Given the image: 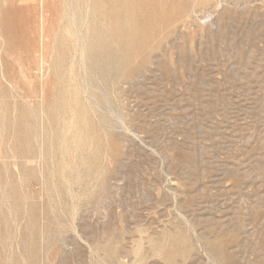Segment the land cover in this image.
<instances>
[{
    "label": "rangeland",
    "instance_id": "rangeland-1",
    "mask_svg": "<svg viewBox=\"0 0 264 264\" xmlns=\"http://www.w3.org/2000/svg\"><path fill=\"white\" fill-rule=\"evenodd\" d=\"M78 1L118 44L89 148L57 118L70 0H0V264H264V0Z\"/></svg>",
    "mask_w": 264,
    "mask_h": 264
},
{
    "label": "bare ground",
    "instance_id": "bare-ground-1",
    "mask_svg": "<svg viewBox=\"0 0 264 264\" xmlns=\"http://www.w3.org/2000/svg\"><path fill=\"white\" fill-rule=\"evenodd\" d=\"M86 1L87 10L92 9L95 17L98 16L95 2L91 0ZM119 1L120 0H116V2ZM190 1L192 2V4L196 2V0ZM78 2V0H70V3H66L68 7V27L63 30V33H61L60 35L61 52L59 53L60 59H58L57 63L63 64L64 61H66L63 58V51L67 53L69 57L72 56V53L75 52L76 57L74 58L78 60V64L83 69L84 74L81 77L80 74L77 75L75 73L74 58L71 59L69 65L66 66L68 71L67 78H63L62 80H60V84L62 86L61 89L62 91H65L67 95L60 100L61 103L59 105V109L57 108V118L60 119L64 125L68 126L70 131H72L74 141H80L76 147L89 148L92 146V144L89 141L90 138L88 130L85 131L82 128L81 124L77 122V119L80 118L83 123L87 124V115L85 114V109H87V107H90L94 112V108H100V101L98 100L95 93L91 91V87L93 86L92 80L94 77H98V70L100 69L101 60L103 56H105L104 52H106L113 46L117 47L118 44L115 39L114 33L111 31V29L105 26L106 21L104 19H94L92 22L87 21L88 13L83 14L82 12H79L77 10V7L79 5ZM212 14V12H208L205 16L202 17L200 23L202 25L212 24ZM119 28L120 26L117 29ZM24 77H26V75ZM82 98L84 99L82 100ZM79 108L80 111L78 113ZM104 122H106L105 118H101L99 120L100 128L103 126Z\"/></svg>",
    "mask_w": 264,
    "mask_h": 264
}]
</instances>
